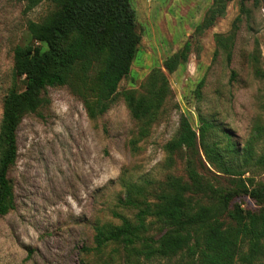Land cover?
<instances>
[{"label": "rangeland", "instance_id": "rangeland-1", "mask_svg": "<svg viewBox=\"0 0 264 264\" xmlns=\"http://www.w3.org/2000/svg\"><path fill=\"white\" fill-rule=\"evenodd\" d=\"M131 1L141 42L119 91H141L154 68L163 67L187 41L193 44L188 62L168 75L172 94L161 117L133 151L129 141L137 127L123 97L103 116L91 120L72 88H48L46 103L26 115L18 129V158L9 172L16 208L0 218V264H97L95 254L82 250L93 246V225H118L117 214L129 218L135 214L120 204L124 181L148 184L149 189H157L172 176L190 183L185 151L166 149L182 117L195 130L200 116L215 122L219 130L213 140L222 148L229 140L224 130L243 148L254 126H264V82L255 77L253 67L257 62L264 71V4L247 3L242 12L240 0H233L213 28L194 38L213 0ZM26 6L25 0H0V128L5 100L14 88V50L29 45V21L41 22L57 10L54 0H45L31 11ZM238 18L229 63L224 54L215 56V35H229ZM16 88L24 89L22 80ZM262 146L258 155L264 153ZM196 164L217 191L236 188L231 177L214 176L218 173L200 149ZM247 171L244 177L264 184V166L252 164ZM211 201V195L202 196L204 204ZM231 205L255 207L247 205L244 196L233 199ZM116 247L105 250L106 259H119Z\"/></svg>", "mask_w": 264, "mask_h": 264}, {"label": "trees", "instance_id": "trees-1", "mask_svg": "<svg viewBox=\"0 0 264 264\" xmlns=\"http://www.w3.org/2000/svg\"><path fill=\"white\" fill-rule=\"evenodd\" d=\"M26 10L35 9L45 0H25ZM233 0H213L203 20L194 31V38L203 36L218 19L226 15ZM57 10L41 22H28L29 45L14 50L12 88L5 100L0 128V218L16 208L14 187L9 178L18 158V129L23 118L35 113L46 103L48 88L69 86L83 101L91 120H95L123 97L137 132L129 141L133 151L150 135L163 112L171 86L168 75L188 62L192 41L168 57L163 67L154 68L141 91H119L121 82L132 69L141 37L137 32L136 13L131 0H54ZM264 4V0H240L241 11L246 4ZM237 19L233 31L216 34L217 50L230 63L237 36ZM36 43L38 45H36ZM40 44L47 46L43 50ZM254 75L264 82V71L254 62ZM24 83L23 90L16 86ZM198 85V92L203 86ZM218 125L200 116L195 130L182 117L176 136L167 144L172 153L185 151L186 170L190 183L169 177L157 189L148 184L123 182L122 207L135 211L134 217L122 214L118 225H93V246L82 250L93 253L97 264H264V184H255L244 177L247 167L264 166V153L258 155L259 144L264 151V126L256 124L243 148L229 137L222 148L213 137ZM199 149L206 163L218 174L236 183L235 189L217 191L213 183L199 173L196 156ZM236 157L239 160H236ZM203 161L201 164L203 166ZM214 201L204 204L202 196ZM244 196L242 205H231L233 199ZM201 197V198H200ZM159 230V233H153ZM116 245L117 258H105V250Z\"/></svg>", "mask_w": 264, "mask_h": 264}]
</instances>
